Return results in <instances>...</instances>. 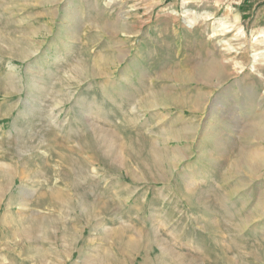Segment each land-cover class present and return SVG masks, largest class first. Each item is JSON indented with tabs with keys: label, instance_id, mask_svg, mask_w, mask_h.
Masks as SVG:
<instances>
[{
	"label": "rangeland",
	"instance_id": "374dc122",
	"mask_svg": "<svg viewBox=\"0 0 264 264\" xmlns=\"http://www.w3.org/2000/svg\"><path fill=\"white\" fill-rule=\"evenodd\" d=\"M0 264H264V0H0Z\"/></svg>",
	"mask_w": 264,
	"mask_h": 264
},
{
	"label": "bare ground",
	"instance_id": "6f19581e",
	"mask_svg": "<svg viewBox=\"0 0 264 264\" xmlns=\"http://www.w3.org/2000/svg\"><path fill=\"white\" fill-rule=\"evenodd\" d=\"M213 119H214V121H217L219 119V116H216ZM214 127H215L214 125H212L211 123H209V125L205 128V132L207 134L206 137L209 138V135L212 133Z\"/></svg>",
	"mask_w": 264,
	"mask_h": 264
}]
</instances>
